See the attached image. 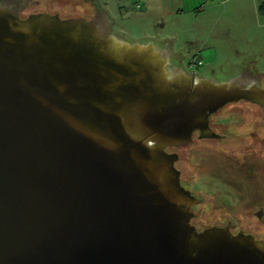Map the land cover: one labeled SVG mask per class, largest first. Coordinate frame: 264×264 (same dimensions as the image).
Segmentation results:
<instances>
[{
	"label": "water",
	"instance_id": "1",
	"mask_svg": "<svg viewBox=\"0 0 264 264\" xmlns=\"http://www.w3.org/2000/svg\"><path fill=\"white\" fill-rule=\"evenodd\" d=\"M70 3L25 18L0 4V264H264L252 234L192 224L201 200L167 151L218 138L211 120L235 104L248 121L217 131L264 135V76L186 73Z\"/></svg>",
	"mask_w": 264,
	"mask_h": 264
},
{
	"label": "rangeland",
	"instance_id": "2",
	"mask_svg": "<svg viewBox=\"0 0 264 264\" xmlns=\"http://www.w3.org/2000/svg\"><path fill=\"white\" fill-rule=\"evenodd\" d=\"M70 1L0 0L14 9L18 7V4H23L25 6L23 14H28L29 10L49 9L51 11L60 7L65 13H69L73 9ZM82 1L75 0V3L80 4ZM91 1L95 9L106 16L110 31L130 44L155 42L156 45L162 44L159 46L165 47L164 37L169 36L173 51L183 55V57L178 55L177 58H172L171 62L176 67H182L186 73L195 72L197 77L222 82L238 76L244 68L248 67L253 76L257 73L264 76V20L209 24L206 25L207 28L204 29L203 34L198 30L200 25L188 26L190 18L188 13L185 18L178 17L177 9L184 5L181 0H159L152 5V13H145L144 7L137 8V0ZM186 7L183 8L186 10ZM163 12L166 15L164 19L161 18ZM207 34L210 54L202 58L204 65L195 67L191 72L190 63L195 60L196 46L200 41H208ZM249 112L250 108L247 104L228 106L216 115L213 124L222 127H241L248 121ZM255 145L251 139L246 138L242 143L243 152L241 153L240 141L224 144L196 139L190 145L180 149L184 156L182 168L187 174L185 182L192 185L191 189L197 193L207 195V199L197 204L195 208V212L198 213L195 222L200 227H206L215 222L223 224L224 218L228 219V215H231L238 218L235 220L239 225L252 230L259 237H264V219L260 220L254 214L261 206H264L263 181L260 180L261 182L256 184L249 181L243 186L241 200V197L233 200L227 198L230 188H225L226 186L221 183L220 164L228 163L232 167L234 163H237V157L242 162L243 153L247 149L252 157L258 156ZM261 159V165L264 166L263 157ZM235 194L240 196L237 190Z\"/></svg>",
	"mask_w": 264,
	"mask_h": 264
},
{
	"label": "flooded vegetation",
	"instance_id": "3",
	"mask_svg": "<svg viewBox=\"0 0 264 264\" xmlns=\"http://www.w3.org/2000/svg\"><path fill=\"white\" fill-rule=\"evenodd\" d=\"M19 3V2H18ZM1 5H3L4 7H11L8 5H5L3 2H0ZM13 12L20 14V16L22 18H25L28 15H24L22 12L25 11V6L23 4H18L17 8H12ZM97 13V12H96ZM86 17H88L87 15H85ZM82 16V17H85ZM92 17H98V15H93L91 17L88 18H92ZM179 67V66H178ZM193 72V71H191ZM193 74H195V72H193ZM196 75V74H195ZM264 85V82H262ZM264 120V119H263ZM213 119L211 120L210 126L212 128H214L215 132L219 135L218 138H213L210 139L212 141L216 140L219 141L221 143H229L232 141H238V140H243L246 138L251 139V142H253L254 144H256V148L255 150H257V153L262 152L263 154H259L258 156H254L252 157L250 154L251 152L249 151V149H247L244 153H243V158H242V162L239 160L240 158L237 157V163H234V166L231 167V165H229L228 163H226V165H221L220 164V172H221V183L222 185L226 186L225 188H230L229 192L227 193L226 197L230 198V199H238V197H241L240 200L242 199V188L243 186H245L246 184L250 182L256 184L257 182L260 183L262 180L264 183V166L261 165V157H263L264 159V135L260 134V130L259 129H255V130H250L247 132V134L245 136L240 135V136H236L235 138L232 136H229L228 133L226 132H218L216 127L213 126ZM262 125H263V121H262ZM264 126V125H263ZM198 132L195 133L194 138L196 137L198 139ZM195 140V139H194ZM201 140V139H199ZM178 148H171L169 147L167 149V151L171 152H179V150H176ZM255 155V154H254ZM255 161H254V159ZM251 164V165H250ZM259 164V165H258ZM184 170V169H183ZM183 172V171H182ZM184 173V172H183ZM185 174V173H184ZM183 181V185L187 186L188 184H184V180ZM237 184V185H236ZM189 189L191 190L193 195H196L202 202V198H200L201 196L198 195V193L194 190L191 189L192 185H188ZM223 188V189H225ZM237 188V189H236ZM237 190V192L239 191L240 196H237L235 194V190ZM200 202V203H201ZM198 203V204H200ZM197 205V204H196ZM195 205V206H196ZM196 208V207H195ZM231 214V213H230ZM254 214L258 217V219L263 220L264 219V206H261L260 209H258V211L254 212ZM228 222L225 224H211V225H207L206 227H210V226H221V227H231V230L234 234L239 233L240 231H243L246 234H252L256 239L264 241V237H259L255 232H253L250 229H247L246 227H243L242 225H239L237 223V221L235 219H238L234 216L228 215ZM194 218H198L197 217V213L195 212V216ZM195 219H193L192 224L196 225L197 229H199L200 231L206 229V227H200L196 222Z\"/></svg>",
	"mask_w": 264,
	"mask_h": 264
},
{
	"label": "crops",
	"instance_id": "4",
	"mask_svg": "<svg viewBox=\"0 0 264 264\" xmlns=\"http://www.w3.org/2000/svg\"><path fill=\"white\" fill-rule=\"evenodd\" d=\"M137 8L141 9L144 7L145 13H152V5L157 3L159 0H137ZM184 5L178 8V17L185 18L186 13L190 15L188 19V26H199L201 33H205L207 28L206 25L209 24H220V23H231V22H242V21H253V20H264V0H181ZM141 5V6H140ZM186 7V10L183 8ZM124 7V6H123ZM122 7V8H123ZM165 12L162 13L161 18H165ZM165 23V22H163ZM166 24V23H165ZM163 26V24H162ZM118 37V36H117ZM163 42L166 51L170 52L171 59L177 58L179 55L175 53L172 49L170 37H164ZM122 39V38H121ZM207 39L205 42L200 41L198 46H196V55L194 58L197 61H202V58H206L210 54L209 49V38L207 34ZM160 43V42H159ZM157 44V43H155ZM205 45V46H204ZM183 57V55H179ZM199 58V59H198ZM204 62V61H203ZM204 65V63L202 64Z\"/></svg>",
	"mask_w": 264,
	"mask_h": 264
},
{
	"label": "trees",
	"instance_id": "5",
	"mask_svg": "<svg viewBox=\"0 0 264 264\" xmlns=\"http://www.w3.org/2000/svg\"><path fill=\"white\" fill-rule=\"evenodd\" d=\"M248 103H249V102H248ZM253 105H255V104H253ZM256 106H257V105H256ZM186 146H188V145H186ZM186 146H181L180 148L176 149V150H179L180 157H181L180 160H179V162H180V163H179V169L182 170L183 172H184V170L182 169V166H181V163H182V162H181L182 154H181L180 149H181V148H185ZM183 172H182V173H183ZM184 176H185V175H184V173H183V177H182L183 180H184ZM182 182H183V181H182ZM184 184H185V182H184ZM186 187L189 189L188 185H187ZM200 198H202V197H200Z\"/></svg>",
	"mask_w": 264,
	"mask_h": 264
},
{
	"label": "built area",
	"instance_id": "6",
	"mask_svg": "<svg viewBox=\"0 0 264 264\" xmlns=\"http://www.w3.org/2000/svg\"><path fill=\"white\" fill-rule=\"evenodd\" d=\"M203 64V61H197L196 59L190 63L191 67L190 70L194 71L195 67H199L200 65Z\"/></svg>",
	"mask_w": 264,
	"mask_h": 264
},
{
	"label": "bare ground",
	"instance_id": "7",
	"mask_svg": "<svg viewBox=\"0 0 264 264\" xmlns=\"http://www.w3.org/2000/svg\"><path fill=\"white\" fill-rule=\"evenodd\" d=\"M192 71V70H191Z\"/></svg>",
	"mask_w": 264,
	"mask_h": 264
}]
</instances>
